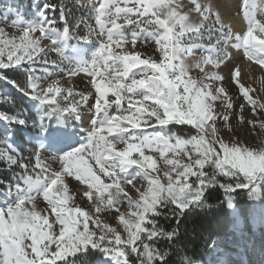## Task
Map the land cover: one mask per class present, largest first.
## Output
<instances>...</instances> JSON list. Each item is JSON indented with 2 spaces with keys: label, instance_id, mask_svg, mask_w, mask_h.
<instances>
[{
  "label": "snow or ice",
  "instance_id": "obj_1",
  "mask_svg": "<svg viewBox=\"0 0 264 264\" xmlns=\"http://www.w3.org/2000/svg\"><path fill=\"white\" fill-rule=\"evenodd\" d=\"M243 3L248 26L235 37L222 19L228 0H73L71 8L63 2L45 4L31 19L12 4L0 8L5 25L0 27V80L9 82L6 72H22L23 86L11 83L38 110L36 119L0 111L6 126L34 130L30 147L22 150L11 142V127L3 137L7 147L0 151V162L7 171H20L7 182L0 180V196L6 198L0 206V264H76L77 256L90 251L105 257L104 264H133L132 257L135 264H194L181 254L180 221L205 206L209 188L223 191L229 209L238 190H246L249 199L264 197V146L221 135L231 128L230 118L264 132V102L236 79L237 67L232 79L250 106L246 118V105L235 110L220 72L221 65L235 61L233 47H242L264 70V36L256 35L264 33V22L256 18L264 0ZM57 7L62 29L48 15ZM73 9L86 11L94 24L83 17L70 23ZM81 24L82 36L76 32ZM141 33L154 39L151 56L136 50ZM73 39L94 45L90 56L82 55ZM197 49L208 55L197 56ZM49 53H56L60 63L50 64ZM183 55L195 63L186 67ZM38 63L45 66L43 76L35 74ZM49 66L66 71L67 80L45 84L53 75ZM78 73L89 77L79 91L71 83ZM0 102L14 104L9 96ZM84 110L93 118L73 146L67 129ZM170 126L191 131L181 136ZM158 159L163 160L160 167ZM41 197L44 206L38 207ZM122 204L127 211L116 207ZM113 207L116 227L100 216ZM161 220L175 224L165 227Z\"/></svg>",
  "mask_w": 264,
  "mask_h": 264
},
{
  "label": "rangeland",
  "instance_id": "obj_2",
  "mask_svg": "<svg viewBox=\"0 0 264 264\" xmlns=\"http://www.w3.org/2000/svg\"><path fill=\"white\" fill-rule=\"evenodd\" d=\"M65 3L68 5V7H72L73 0H0V8H3L7 6L8 4H12L14 8L22 9L24 15L26 18L31 19L36 17L39 10L45 5V4H56L60 5L61 3ZM231 2V3H230ZM229 2L228 0V7L226 9H221L222 12V19H224L227 27L232 32L233 37H235L237 34H240L238 29L236 27H241L243 30L246 29L248 26V21L244 15L245 12V6L243 3V0H231ZM256 3L258 5L261 4V0H256ZM50 18H54L56 20V27L61 28L63 27V24L60 22L59 16H60V10L59 7H57V10L55 12L51 11L49 9L48 13ZM74 17L79 18L83 17L85 20L88 21V23L94 24V20L91 18V16L84 10L81 9H73L72 14L68 17L70 23H75ZM256 18L260 19L262 22H264V9L258 8L256 13ZM241 19V20H240ZM241 21V22H240ZM120 22V21H118ZM3 16L2 13H0V27H3ZM141 27H144L141 25ZM7 31L13 32L14 29L6 28ZM77 35H85L86 29L83 24H81L80 28L76 30ZM246 31H244L245 33ZM257 35H262L264 33H260L259 31L256 32ZM142 39L137 41L136 50L143 53L145 56H151L153 52V49L156 47L154 43V39L151 37H148L147 33H141ZM147 40V43H144V41ZM233 39L232 43L235 44L236 41ZM43 44L47 45L49 41L47 39H44L42 41ZM71 44L76 45L77 47L80 46H86L88 48L87 51L82 53V55L90 56L94 45H91L87 42L80 41L78 42L76 39H73L70 41ZM206 44V42H205ZM141 46V47H140ZM207 46V44H206ZM129 48L131 49V45H129ZM230 52L233 54V56H236V54H240L241 56H246L244 53L243 48H230ZM196 55H208L207 52L197 49ZM48 59L50 61H56L58 64L60 63L61 58L56 53H49ZM180 59H183L184 64L186 67L192 65L195 63V61L188 55L180 56ZM236 61V62H235ZM232 64H229L227 68H225L223 65L220 66V72L222 75L225 76V80L223 84L227 81L229 83L233 82L229 79L232 78L233 71L232 68L235 67L237 63V59ZM173 63H179V59H174ZM64 67L67 68L68 65L64 64ZM36 75L37 76H43L45 71V66L41 64L36 65ZM48 71L52 72L53 75L48 76L44 79V83H49L54 79H58L63 77L64 80H62V83L67 80V72H61L59 69L49 66ZM134 71H138L134 69ZM230 72V73H229ZM197 74V70L192 68L191 75L195 76ZM230 74V75H228ZM5 75L9 78V82H5L4 80H0V97L9 96L14 101V104H8L6 102H0V111L7 112L9 114H15L20 113L28 118L36 119L38 117V110L36 107V102L29 99L27 96L22 95L20 92L16 90L15 87H13L11 81L15 80L17 84H20L23 86L25 81V76L22 72L19 71H9L6 72ZM237 79V78H236ZM89 77L86 73H78L76 77H73L71 80L72 85L75 86V89L77 91L83 90L85 85L88 83ZM67 86V84H65ZM242 94V93H241ZM111 96V95H110ZM59 99V97H58ZM126 106V105H125ZM83 119L88 118L91 122L93 118V114L91 112H88L87 110H84L81 114ZM31 122V121H30ZM53 123H55L53 121ZM231 128H225L224 131L221 133V135L227 140V139H235L241 142L242 144L250 147H258V146H264V132H262L259 129V126L257 125L255 128H253L251 125H245L240 124L237 125L236 121L234 119L230 118ZM7 127H11V131L13 133L12 136V143L18 147V150H22L24 148L30 147L29 141L32 140V137L34 135V130L31 128H25L21 127L20 125H11L6 126L3 122H0V151H3L7 145V141L3 140L5 131ZM89 124H84L81 119L77 121H73L72 125L67 129V131L70 133L69 143H71L73 146L78 144L82 139L87 129H89ZM169 130L174 133H178L179 135L183 136L191 131V129L188 126H170ZM33 143H35L33 141ZM174 143V141H173ZM9 147H12L10 144ZM190 147V146H189ZM14 150V149H13ZM61 150H64L63 147ZM157 155L156 153H148ZM23 155L27 157L29 153L27 151L23 152ZM45 155H47L45 153ZM136 155L135 153L133 154ZM171 155V154H169ZM87 158V157H85ZM158 167L163 165V160L158 159L157 161ZM20 170L18 168H13L11 171L6 170V165L2 162H0V180H3L7 182L11 177L13 172L18 173ZM129 173H132L133 170L129 169ZM205 171L211 172V169L206 165ZM35 178V177H34ZM129 178H131L129 176ZM101 179L105 183H111L110 180H108L107 177H101ZM221 182H228L223 177H219ZM3 185H0V189H2ZM126 187V191L128 190V186ZM114 192V189H113ZM246 194H243L241 197L242 207H238L235 203V207L233 209H229L230 212H227L224 208H217V215L221 219H225L226 222H228V233L225 238H221L218 240H215L212 244L211 251L205 255L206 263H203L201 261L196 262V264H264V197H261L259 200L249 199L247 197V191ZM131 194V193H130ZM107 194H105L106 196ZM121 197L123 196V193L119 194ZM42 200V197L40 198V202ZM6 202V198L3 196H0V206H3V204ZM7 202H11L10 200H7ZM40 202L38 204V207H42L40 205ZM77 202L79 203V199L77 198ZM69 206H71V201L69 202ZM116 207H120L121 211H127V208L125 205H117ZM207 202L205 200V206L200 209H206ZM247 214H250L252 219V229H248V217ZM115 207H113L108 212H102L100 213L101 220L104 222L109 223L111 226L116 227L119 223L118 219H113L114 216H116ZM49 219H52V216L49 217ZM92 227V225H90ZM122 231V226L118 229ZM30 243V241H28ZM105 257H103L99 252L90 251L87 255V257L77 256L75 258L76 264H81L82 261L86 262V264H104Z\"/></svg>",
  "mask_w": 264,
  "mask_h": 264
},
{
  "label": "trees",
  "instance_id": "obj_3",
  "mask_svg": "<svg viewBox=\"0 0 264 264\" xmlns=\"http://www.w3.org/2000/svg\"><path fill=\"white\" fill-rule=\"evenodd\" d=\"M245 191L239 190L234 195L236 199L234 203L238 207H242L241 197L246 194ZM206 209H195L189 212L180 221V239L184 244V252L196 262L201 261L206 263L205 255L211 251L212 244L215 240L225 238L228 233V222L225 219H221L217 215V208H224L227 212H230L227 207L226 201H224L223 191L216 188H209L206 193ZM248 217V229H252V217L247 214ZM165 227H169V224L174 225L175 221L167 222L160 221ZM133 264H135V257L131 258ZM173 259H176L173 256Z\"/></svg>",
  "mask_w": 264,
  "mask_h": 264
},
{
  "label": "bare ground",
  "instance_id": "obj_4",
  "mask_svg": "<svg viewBox=\"0 0 264 264\" xmlns=\"http://www.w3.org/2000/svg\"><path fill=\"white\" fill-rule=\"evenodd\" d=\"M230 1L231 0H229V2ZM236 29H238V31L240 32L239 35H243L244 31L247 30V27L245 30H243L240 26L236 27ZM263 36H264V34H263ZM78 48L81 50V54L88 50V48L86 46H80ZM235 58L237 59V63L235 65V67L232 68L231 71L234 72L235 69L238 67L240 70V75L236 78L239 80L240 83H243L245 85V87L250 88L249 94L253 98L258 99L261 102H264V70L261 69L260 65L256 64L255 59L249 60L247 56H241L240 54H236ZM228 75H230V74H228ZM230 76H232V75H230ZM229 79H232V78H229ZM229 81L228 82L226 81L224 83V86L228 89V94L232 97V101L235 105V110L239 111V105L245 104L246 105V107L244 109L245 117L250 118L251 117L250 106L247 105V101L245 100V98L243 97L241 92L239 91L238 85L233 80H231V81H233L231 83H229ZM109 98H111V96ZM80 119L85 125L90 123V120L88 118L83 119L82 117H80ZM62 147L63 146H61V148ZM40 205H42V207H43L44 203H42V201H41ZM200 264H202V263H200Z\"/></svg>",
  "mask_w": 264,
  "mask_h": 264
}]
</instances>
